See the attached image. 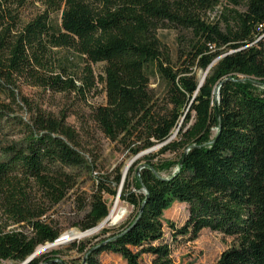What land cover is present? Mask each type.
I'll return each instance as SVG.
<instances>
[{"label":"trees","instance_id":"obj_1","mask_svg":"<svg viewBox=\"0 0 264 264\" xmlns=\"http://www.w3.org/2000/svg\"><path fill=\"white\" fill-rule=\"evenodd\" d=\"M226 2L0 0V264H20L59 238L51 215L65 199L81 214L71 226L86 231L109 214L105 195L118 194L133 216L88 248L72 242L69 248L84 253L82 264H98L103 251L127 264H145L143 254L151 264H177L164 223L173 238L193 240L204 228L234 237L236 245L214 264H264V0ZM35 3L43 9L25 20ZM164 28L177 33L174 53L159 37ZM62 48L74 51L81 67L59 57ZM194 68L205 71L202 82ZM97 83L106 100L91 107L92 121L121 153L134 157L162 144L141 157L138 173L135 163L125 175L120 165L94 175L98 158L66 116H53L21 91L28 85L86 100ZM167 151L177 158L153 161ZM81 175L92 182L88 194ZM175 201L188 206L180 227L164 220ZM59 253L25 264H68Z\"/></svg>","mask_w":264,"mask_h":264},{"label":"rangeland","instance_id":"obj_2","mask_svg":"<svg viewBox=\"0 0 264 264\" xmlns=\"http://www.w3.org/2000/svg\"><path fill=\"white\" fill-rule=\"evenodd\" d=\"M225 3H227L226 0H222V4ZM222 4L218 5L212 11H207L206 17L208 19L216 18L222 10ZM42 9L43 7L40 3H35V5L25 10L23 18L27 20ZM51 17L55 21L59 20V15L51 14ZM158 34L160 39L174 53L176 48V31L171 28H164L159 29ZM56 51L59 57L63 59L67 57L71 59V62L79 63L80 66L78 67H81L83 64L78 55L72 50L62 48L57 49ZM91 68L96 78L102 72V64L100 63L92 64ZM194 70L203 81L205 71L196 68H194ZM77 73L80 72L77 70ZM152 82L153 83L151 86L157 88L158 84L156 83V79L152 80ZM96 85L97 88L91 94L86 96V100L78 98L74 94L42 91L40 88L28 85H21V91L35 104H39L41 109L49 112L53 116H66V122L79 132L83 145H85L90 151L88 153L93 152V155L98 158V168L96 169V173H94V175L105 170H110L116 165L121 166L122 175H125L128 168L132 164L137 163L134 165L136 173L138 170L140 171L141 165L145 162V160L141 159V157L145 154L157 153L162 144H157L149 151L134 157H128L121 153L117 147L103 135L100 129L92 121L91 107L97 104H103L106 100L103 85L100 83H97ZM1 98L3 97L1 96ZM215 98L217 99V94H215ZM19 114L23 115L24 117H28L26 112H20ZM193 116L194 114L192 112L191 120L188 124L193 121ZM181 127L182 121L178 125V128ZM178 128L175 130L174 135ZM11 139L12 138L8 136L2 138L3 141H10ZM176 158L177 157L175 153L167 151L155 155L153 161L158 159L174 160ZM175 169L176 167L174 170ZM80 177L81 189L86 191L87 194L90 193L92 189L91 180L88 179L86 175H81ZM105 197L107 198L108 204L110 205V212H112L114 209L115 212L112 217L110 216L109 220L100 222L96 227L98 229L94 228V230H92L90 233H86V231H80L76 227L71 226L81 215L78 213L76 205L72 201V197L65 199L59 205L54 207L51 216L55 219L57 226L62 229L60 237L63 235L66 236V234L68 237L70 234H72V236L60 245H56L54 247L48 246L40 253L47 252L52 249H60L61 253L57 255L65 260L68 264H82L84 253L79 252L76 250V248H69L72 242L85 241L86 248H88L100 242L112 233L118 231L133 216V208L129 204L119 200V198L113 199L107 195H105ZM187 217L188 206L183 202L175 201L164 211V220L172 221L176 227L182 226ZM103 228L107 229L106 233H101ZM84 232L86 234H83ZM164 233V241L169 243L172 250V259L177 264H214L223 250L236 245V239L234 237L224 235L217 231H212L208 228L202 229L197 238L193 240L182 236L173 238L171 228L168 227L166 223H164ZM88 239L90 241H88ZM95 260L98 264H127L120 254L110 251H103L95 255ZM141 260L145 264H151V256L148 254H143L141 256ZM2 264L17 263L6 260Z\"/></svg>","mask_w":264,"mask_h":264},{"label":"water","instance_id":"obj_3","mask_svg":"<svg viewBox=\"0 0 264 264\" xmlns=\"http://www.w3.org/2000/svg\"><path fill=\"white\" fill-rule=\"evenodd\" d=\"M201 82H202V80H201ZM218 93V91L217 90H215V94H217ZM174 135V134H173ZM173 135H172V137H173ZM171 137V138H172ZM170 138V139H171ZM169 139V140H170ZM169 140H167V141H169ZM151 148H149V149H147V150H144V151H142V152H140L139 154H137V155H140V154H143V153H145L146 151H149ZM189 150V148H187L186 150H185V153L187 152ZM137 155H135V156H137ZM184 157H185V154H184V156H183V158L181 159V161L179 162V165H182V163H183V160H184ZM175 170H177V168L175 169ZM139 172V170L137 171V173ZM144 191H145V189H144ZM118 192H119V190H118ZM119 195V194H118ZM118 195L116 196V199H118ZM109 217H110V212H109V214L104 218V220H102L101 222H105L106 220H108L109 219ZM98 226V225H97ZM97 226H95L94 228H96ZM94 228H91V229H94ZM91 229H89V230H86V232H88V231H90ZM85 233V232H84ZM83 233V234H84ZM67 236V235H66ZM60 238L61 237H59V238H57L54 242H51V243H46V244H44V245H42V246H39L35 251H34V253L33 254H31L26 260H24L22 263H20V264H25V263H27L30 259H32L33 257H35L37 254H39L43 249H45V248H47L48 246H51V245H54V244H56L57 242H59V241H61L60 240ZM69 238H67V240H68ZM85 261V258L83 259V262Z\"/></svg>","mask_w":264,"mask_h":264},{"label":"bare ground","instance_id":"obj_4","mask_svg":"<svg viewBox=\"0 0 264 264\" xmlns=\"http://www.w3.org/2000/svg\"><path fill=\"white\" fill-rule=\"evenodd\" d=\"M114 212H115V209L112 210V212H110V216H111V217L113 216ZM109 219H110V217H109ZM109 219H108V220H109ZM112 222H113V220H112ZM95 229H98V228H95ZM92 230H94V229H91L90 231H88V232H86V233H90ZM86 233H84V234H86ZM66 235H67V234H66ZM71 236H72V234L69 235V237H71ZM69 237L63 235V236H61V238H60L61 241H59V242H57L56 244L51 245V246H49V247H54V246H56V245H60L61 243H63L64 241H66L67 238H69Z\"/></svg>","mask_w":264,"mask_h":264}]
</instances>
